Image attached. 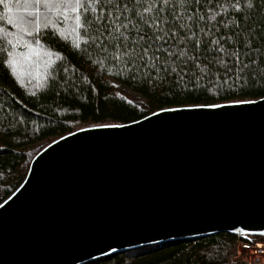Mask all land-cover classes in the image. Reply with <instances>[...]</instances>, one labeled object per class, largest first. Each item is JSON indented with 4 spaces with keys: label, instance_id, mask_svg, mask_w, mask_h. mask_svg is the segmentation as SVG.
<instances>
[{
    "label": "water",
    "instance_id": "water-1",
    "mask_svg": "<svg viewBox=\"0 0 264 264\" xmlns=\"http://www.w3.org/2000/svg\"><path fill=\"white\" fill-rule=\"evenodd\" d=\"M176 108L47 145L1 203L0 264H82L170 239L264 233V111Z\"/></svg>",
    "mask_w": 264,
    "mask_h": 264
},
{
    "label": "trees",
    "instance_id": "trees-1",
    "mask_svg": "<svg viewBox=\"0 0 264 264\" xmlns=\"http://www.w3.org/2000/svg\"><path fill=\"white\" fill-rule=\"evenodd\" d=\"M0 24L8 31H16L3 20ZM73 28L74 23L69 22L59 26L53 24L42 31L37 49L39 54L40 50L44 51L45 58L42 61L34 59L40 64L47 62L41 79L35 83L20 79L16 68L5 63L8 57L0 51V204L22 185L37 154L74 131L102 123H130L161 108L203 102L225 104L239 98L259 99L257 96L241 97L239 93L221 99L226 93L219 90L218 85L225 68L218 61L223 59L230 66L234 65L231 58L215 50L217 45L211 41L224 38L220 46L238 51L241 62L251 64L255 61L264 71V7L251 16L245 12L240 25L231 30L216 26L212 35H201L199 28L194 29L197 36L189 34L187 49L193 60L188 70L197 77L202 72L208 73L200 78V87L190 93L182 90L171 76L163 84L149 83L142 78L143 72L133 79L124 64L113 61L117 52L102 27L100 32L90 31L88 35L82 34V30L73 31ZM197 39L200 43H196ZM116 81L139 95L142 102L137 103L118 92ZM187 87L193 86L188 84ZM251 239L263 240L264 235L221 231L170 239L112 251L82 264H240L229 261L231 250L236 241Z\"/></svg>",
    "mask_w": 264,
    "mask_h": 264
},
{
    "label": "snow or ice",
    "instance_id": "snow-or-ice-1",
    "mask_svg": "<svg viewBox=\"0 0 264 264\" xmlns=\"http://www.w3.org/2000/svg\"><path fill=\"white\" fill-rule=\"evenodd\" d=\"M0 5L3 6L0 20L16 29L8 31L0 24V51L8 57L5 63L13 67L21 61L32 63L33 56H39L37 46L41 44L39 37L43 30L53 24L59 26L71 22L74 23L73 31L82 30L84 35L90 31L100 32L102 27L117 52L113 61L124 64L133 79L137 73L143 72L142 78L148 79L149 83L163 84L171 76L182 90L190 93L200 87V78L208 73L202 72L197 77L188 70L193 60L187 49L189 34L197 36L194 31L197 28L201 35H212L216 26L229 30L238 27L245 12L253 15L264 7V0H0ZM201 24L205 27L200 28ZM222 39L216 38L211 42L217 45L215 50L218 53L231 58L234 66L223 59L218 61L225 68V75L218 85L219 90L226 93L221 99L237 93L241 97L257 96L259 100L239 98L230 103L253 105L264 111V71L255 65V61L251 64L241 62L238 51L220 46ZM196 43L200 40L197 39ZM22 47L27 51H21ZM246 55L250 56V53ZM153 73H156L155 77ZM188 84L193 87L188 89ZM225 84L229 87L225 88ZM187 107L223 109L225 104L203 102L191 103ZM161 111L179 113L181 109L161 108ZM97 127L125 126L102 123ZM3 207L0 204V208Z\"/></svg>",
    "mask_w": 264,
    "mask_h": 264
},
{
    "label": "rangeland",
    "instance_id": "rangeland-1",
    "mask_svg": "<svg viewBox=\"0 0 264 264\" xmlns=\"http://www.w3.org/2000/svg\"><path fill=\"white\" fill-rule=\"evenodd\" d=\"M20 50L21 51H27V49H24L23 47ZM37 51H38V49H37ZM43 53H44V51L40 50L39 56H33L32 63H26V62L21 61L15 67L20 79H26L30 84L31 83H35V82H37L38 80L41 79V77H42L41 71L43 70V66L46 65L47 61H44L43 64H40V63L37 62L36 59H34V57L40 58L39 61H42L45 58V56H42ZM36 65H37L38 68H36ZM21 67H23V69ZM33 80H35V81H33ZM115 87H116V90L118 92L129 96L130 98H132L137 103H141L142 102L141 97L139 95H137L136 93H134L131 89H129L124 84L116 81L115 82ZM240 234H243V233H240ZM231 262H234V261H231ZM235 262H240V264H245L244 261H240V260L235 261ZM262 264H264V261H263Z\"/></svg>",
    "mask_w": 264,
    "mask_h": 264
},
{
    "label": "built area",
    "instance_id": "built-area-1",
    "mask_svg": "<svg viewBox=\"0 0 264 264\" xmlns=\"http://www.w3.org/2000/svg\"><path fill=\"white\" fill-rule=\"evenodd\" d=\"M230 261H244L245 264H262L264 261V239L236 241L228 258Z\"/></svg>",
    "mask_w": 264,
    "mask_h": 264
},
{
    "label": "bare ground",
    "instance_id": "bare-ground-1",
    "mask_svg": "<svg viewBox=\"0 0 264 264\" xmlns=\"http://www.w3.org/2000/svg\"><path fill=\"white\" fill-rule=\"evenodd\" d=\"M248 240L244 241V242H247Z\"/></svg>",
    "mask_w": 264,
    "mask_h": 264
}]
</instances>
